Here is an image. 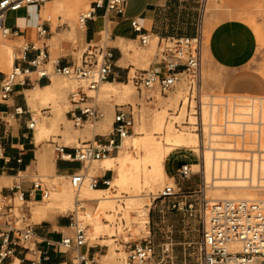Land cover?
<instances>
[{"label": "crops", "instance_id": "crops-1", "mask_svg": "<svg viewBox=\"0 0 264 264\" xmlns=\"http://www.w3.org/2000/svg\"><path fill=\"white\" fill-rule=\"evenodd\" d=\"M213 1L215 2L212 3ZM263 3L264 0H128L123 14L105 13L104 10L96 11L93 18L87 22L85 30L82 29L84 33L82 40L86 46L88 44L105 46L113 56L111 76L108 82L100 87L98 93L100 91L104 94L113 93L122 98L129 96L131 92L129 84L133 73L136 70L148 69L151 65L147 66L146 59L143 57L150 45L147 48L141 46L138 34L131 27L133 20H138L142 33L147 35L152 43L177 36L195 37L200 32L204 34V26L207 22L206 16H202L201 8L206 14L208 7H212L210 12L214 16L216 25L208 35V45L206 47L204 45L206 63H203L205 70L202 69L203 92L207 93L211 86L213 77L210 67L213 66L220 74L219 80L213 82L215 85L217 83L218 89L226 97L264 99V77L256 74L255 70L250 67L258 51V38L254 29L240 18V13L251 12L254 10L253 8L259 7ZM194 5H201L198 15L194 13L196 10ZM54 11L55 6L52 8L42 6L38 8V17L34 20L30 16V7L19 11L15 16L9 14L8 26L13 32L15 28L19 31L16 36L6 40L22 43V45L35 43L40 47L42 42H37L34 29L37 25L44 23L51 30V35L45 41L51 60L53 47L57 56L56 60L62 67L76 65L80 59H78V52L74 50L69 39L78 38V36L72 35L71 24H68L69 30L53 32V24L46 18L52 19V15L49 13L54 15ZM247 21L255 24L253 20ZM29 33L32 36L30 40L28 39ZM258 34L262 40L261 30H258ZM5 46V44L0 45V61ZM18 53L19 49L16 54H13L12 65L6 62L0 64V86L8 75L7 66L12 69L15 66L26 67L23 63L15 60ZM35 55V53L29 54L28 60H32ZM203 72H205V76ZM71 87V84L62 83L57 75L51 76L50 79L39 80L34 74L27 81L26 86L21 84L15 86L8 101L0 99V205L4 198L12 196L11 189L19 184L28 200L30 220L40 219V222L35 224L36 237L34 240L29 244L12 247L13 255L5 260L4 264H76L75 254L65 252L59 246L63 239L74 236L69 214H62L69 211L71 207L63 210L54 202L55 200H52L45 205L47 211L42 212L40 210L43 207L37 205L44 201L40 199L39 195L30 194L33 188L32 183L35 179L40 178L38 176L39 168L46 169L58 179L81 170L79 163L64 162L56 158L55 143L66 146L71 151L77 147L75 143L78 145L95 142L106 143L110 139V134L106 135V133L113 125L115 108L113 109L109 105H101L105 118L93 125L95 131L93 128L89 131L85 128L86 125L80 131L71 128L70 116L63 110L71 93ZM154 95L158 104L160 103L157 111H161L165 105L169 104L172 97L177 95V92L170 94L169 98L160 97L158 91H155ZM51 101L58 104L56 113L52 111L51 105L42 107L40 103ZM38 111L41 113L40 117L37 116ZM145 111H147V107L144 105V108L139 110V120ZM138 117L139 115L135 118V125ZM31 120L36 122L34 130L28 128ZM51 131L60 133L56 136L58 143L52 140L44 141ZM134 135L135 130L131 137ZM51 147H53V159L51 158ZM195 151L196 157H187V159L183 157L174 165L181 163V166L191 165L194 169L200 168L199 154L197 150ZM187 160H190L191 164H186ZM75 164H78L79 167H74ZM171 168L166 172L170 173ZM110 173L112 172L102 169L101 161L97 165H87L83 170L86 183L94 177L106 176L109 178ZM110 188L95 190L104 191ZM52 208L58 209L60 213H51ZM114 237L110 236V238ZM167 246L169 244L162 245L163 248ZM104 247L100 244L90 245L84 247L82 252L90 258L94 257L97 264H100L101 261L115 264L112 259L108 258L112 253L111 248L106 254ZM154 248L156 255L155 245ZM114 251L118 253V251ZM170 252H173V248ZM162 253L164 254V250ZM155 255L151 259L152 263L149 264L155 262H153V259L157 258ZM120 258L118 263H120ZM157 264L174 263L173 260L164 263V259H162ZM184 264L187 263L184 262Z\"/></svg>", "mask_w": 264, "mask_h": 264}, {"label": "built area", "instance_id": "built-area-1", "mask_svg": "<svg viewBox=\"0 0 264 264\" xmlns=\"http://www.w3.org/2000/svg\"><path fill=\"white\" fill-rule=\"evenodd\" d=\"M61 0H0V34L8 39L16 36L18 29L13 32L7 24L9 13L26 10L31 6L41 8L48 3H56ZM86 1V0H81ZM90 5L87 11L79 17V26L85 30L86 24L98 10L105 13L123 14L128 0H89ZM51 21V18H47ZM131 27L138 34V39L143 48L150 45V39L142 33L138 20L131 22ZM37 42H42L39 47L35 43H26L19 48L15 60L23 63L26 67H13L1 82L0 99L8 101L17 84L26 86L32 75L39 80L50 79L57 75L68 80L80 83V87L70 93L71 109L68 111L71 122L77 128H84L90 122L97 124L105 118L95 96L90 93H98L100 87L107 83L112 73L113 56L105 46L88 44L80 61L76 65L62 67L58 60H51L50 53L45 41L51 35L50 27L44 23L34 29ZM204 51V36L200 32L195 37L177 36L158 41V48L153 63L145 70H136L133 73L131 82L135 88L142 92L146 91V101L152 104L155 102L154 92L166 96L175 93L179 86L185 84L187 89L186 113L189 118L180 128H191L199 139L205 140V124L203 120L202 93V65ZM31 53L36 55L28 60ZM186 81L187 83H185ZM233 98V97H230ZM251 102V101H249ZM224 104L231 102H223ZM248 103V102H246ZM239 104V103H235ZM184 106V103H182ZM182 106V108H183ZM116 108H118L116 106ZM223 111V110H222ZM223 113V112H221ZM193 122H190V120ZM264 119L261 111L250 113L239 123L240 129L230 135V139L240 148L245 149V165L251 168L254 164L259 167L256 170L257 176L264 178V160L259 156L261 128ZM263 123V122H262ZM36 122L31 120L28 126L30 130L35 129ZM260 125V126H259ZM135 116L131 110H115L113 118L112 133L106 143H87L83 147H76L69 150L66 146L54 144V154L58 160L79 163L81 170L67 176L66 181L70 184L75 194L74 210L68 211L71 227L74 230L73 238H65L61 241L60 247L65 252L75 254L76 264H97L94 257L90 258L82 252L87 246L88 226L79 220V213H85V201L80 198L81 190L85 185L86 178L83 170L88 164L100 162L118 151L122 142L134 134ZM188 126V127H187ZM202 166V164H201ZM200 166V167H201ZM196 173L202 174V169L195 172L191 165H182L177 171L180 180H189ZM109 179L94 177L88 183L90 189L109 188ZM31 195H39L42 201L49 200L51 195L57 191V186L37 178L32 183ZM204 187V184H202ZM264 189V187L262 188ZM12 196L2 200L0 205V264L13 255L12 247L20 244H29L36 237L35 224L30 220L28 212V200L17 184L12 189ZM199 194L202 199L199 203L201 209V238L197 244V253L200 264H264V201L249 200H209L201 189ZM185 194L173 187H166L160 198L171 200L169 207L172 210L193 211L194 203L181 200ZM88 217V215H87ZM89 218V217H88ZM127 264H149L155 255L154 245L151 243H140L128 245ZM170 250L169 246L164 249V254Z\"/></svg>", "mask_w": 264, "mask_h": 264}, {"label": "rangeland", "instance_id": "rangeland-1", "mask_svg": "<svg viewBox=\"0 0 264 264\" xmlns=\"http://www.w3.org/2000/svg\"><path fill=\"white\" fill-rule=\"evenodd\" d=\"M79 4L78 7L74 6L72 7L76 12V14L71 17L70 12L68 14H65V18L57 19L52 13L49 15H52L51 22L53 24V32L55 31H65L69 30L68 24H71L72 27L75 25L77 30H82L79 26V17L80 15L87 11L90 5V1H81V0H75ZM69 2V0H62L60 2L56 3H49L43 5L44 7L52 8L53 6ZM213 1L212 3H214ZM71 4V2H69ZM201 5H194V11L195 14L198 15ZM253 8V7H252ZM213 8L208 7V11L205 14L204 10L201 8L202 16H206V24L204 26V45H208V35L210 34L211 29L216 25V21L214 20L213 14L210 12ZM254 10L251 12H242L240 13V18L248 23L255 31L257 38H258V51L256 54L255 59L252 61L250 67L255 70L256 74L259 76L264 77V3L256 8H253ZM19 12L11 13L10 15H17ZM30 16L31 19H36L38 17V7L37 6H31L30 7ZM47 19V18H46ZM66 19V20H65ZM253 20L255 24H251L247 20ZM9 24V23H8ZM80 28V29H79ZM258 30H261L263 34L262 40L259 37ZM32 36H30V33L28 34V39L30 40ZM72 43V46L74 47V50L78 52V59L81 58L84 50L87 48L85 42L81 38H73L69 39ZM7 45L9 47H12V54H16L17 50L22 46V43L18 42H9L5 38L2 37L0 34V45ZM53 46V45H52ZM158 48V41L152 43L150 42V47L146 51L148 54V58L146 61L147 66L152 64L154 57L156 55ZM52 60H56L57 56L53 51V47L51 49ZM204 56H205V50L203 54V63H204ZM203 71L205 70V65H202ZM12 68L7 66L6 72L9 74L11 73ZM210 73L213 77L211 86L208 88L207 94L214 96L216 99H218L219 102H226L230 101L231 103H244V101H253L252 98L248 97H235V98H228L223 94L219 89L218 85L215 80H219V72L213 67H210ZM58 79L68 85L71 84L72 87L71 92L77 90L80 87V83L74 81V80H68L63 77L58 76ZM214 81V82H213ZM187 83L186 81H184ZM131 92L129 96H126L125 98H122L118 95H115L113 93L110 94H104L102 91L100 93H90L89 95L95 96L97 99V102L101 105H109L111 108H115V110H131L134 113L135 118L139 115L138 119L136 120V125L138 124L140 114L139 110L142 108L147 107V110L149 111H155L158 110L159 104L157 101V98L155 97V102L150 104L146 101V91H138L132 82H130ZM180 87H183L185 89L184 91V98L180 102L179 106L177 108L170 107L167 111V120L172 121L173 123V135L175 137H178L182 133H192L191 128H180L178 129L175 125H181L183 122L187 121L189 118L188 113H186V106L184 107L182 103L187 102V89L186 85L183 84ZM177 92V91H176ZM175 92V93H176ZM172 94V93H170ZM170 94L164 96L159 93V96L162 98H169ZM70 96V95H69ZM158 96V97H159ZM159 100V99H158ZM264 102V101H263ZM42 107H48L49 105L52 106V111L56 113L58 109V104L56 102H40ZM116 106L118 108H116ZM183 106V108H182ZM71 109L70 104V98H67L66 106L63 107L64 112H68ZM143 111V110H142ZM223 112V113H221ZM221 116H225L226 110L221 111ZM37 116L40 117L41 113L38 111ZM190 122H193L191 119ZM87 129L89 131L92 130L93 125L88 122L85 124ZM135 125V126H136ZM71 128L73 130L80 131V128H77L74 126L73 123L70 124ZM64 127V126H62ZM188 127V126H187ZM95 128V127H94ZM93 128V130H94ZM95 131V130H94ZM219 131H222L220 128ZM112 133V127L107 131L106 135ZM60 134L59 132L51 131L44 141L52 140L53 142H57V135ZM194 134V133H193ZM195 135V134H194ZM158 140L163 144H167L166 136L161 135L157 136ZM101 139V138H100ZM99 140V139H97ZM103 140V139H101ZM228 141H231L230 139H227ZM74 143V142H72ZM87 144V143H86ZM86 144H80L78 145L75 143L77 147H83ZM234 144V143H233ZM123 145L119 146V148ZM119 150V149H118ZM198 150V149H197ZM118 152V151H117ZM115 152L112 154V156H115L117 154ZM130 155L134 158H146L147 153L142 148V146H132L130 147ZM53 147H51V158L53 159ZM246 157V156H245ZM100 162H94L88 165H97ZM155 162H152L149 165L148 168H143V172L141 174V183H133L132 180L129 181L128 184H118L114 186L110 190V197L113 199L108 204H99L96 197L94 196H87L84 195V188L82 189L80 198L85 201V213H79V220L83 222L84 225H87L89 228L87 230V246L100 244L102 246H105L106 254H108L110 248L112 250V253H116L114 250L118 251L120 253V263L117 264H127L128 260V245L133 244H140V243H151L156 246V257L153 259V264L159 263L162 259H164V263L170 262L173 260L174 264H184L186 262L187 264H199V255L197 253V244L200 241L201 238V209L199 208L200 200L203 198L201 194H199V191H203V175L201 173H196L194 176L191 177L189 180H180L177 176V170H179L181 163L178 165L172 166L170 173H165V176L162 179L158 178H149V181L146 182L147 178L146 175L149 173L148 171H151L153 169ZM74 167H79L78 164H75ZM39 177L44 179L46 182H49L51 184H54L57 186V191L54 192L51 195V198L53 195L59 191H62L63 186L65 185V180L63 178H56L54 175L47 172L46 169L39 168L38 169ZM153 175V174H151ZM109 178L111 179L113 177V174L110 173ZM134 177V176H132ZM91 180V179H90ZM90 180L86 183V186H88V183ZM221 184L223 185H234V183H237L236 180H220ZM219 182V183H220ZM173 187L177 191L181 189V192L185 194V198L181 199L178 198L176 200H183L189 204L190 202L194 203V209L193 211H187V209H184L182 211L172 210L170 205V201H174V199L171 200H164L160 198L159 196L163 192V190L166 187ZM71 187V186H70ZM72 196L73 199H75L74 191L72 190ZM205 191V189H204ZM206 195H208V199H217L218 197L216 194H219V192H212V191H206ZM223 198L225 200L231 199L232 194L230 192H223ZM236 194V193H235ZM240 199H245V195H242V193H238ZM257 200H264V191L257 193ZM133 197H136L137 200L144 206L141 205V207H138L136 205H132L130 202ZM44 201L43 203L37 205V206H45L49 204V201ZM72 199V200H73ZM89 199V200H88ZM74 201V200H73ZM73 204V203H72ZM136 207V208H135ZM143 207V208H142ZM74 210V205L71 206V209L69 211ZM51 213H60V211L56 208H52L50 210ZM145 212L146 215H148L149 218V224H145L143 227H140L138 224V218L140 216V213ZM67 212L62 214H67ZM88 215V217H87ZM32 222L34 224L40 222V219H32ZM135 223V224H134ZM137 227V228H135ZM110 236H115L114 238H110ZM169 244V248H173V252H169L166 254L162 253V250H164L166 247H162V245ZM116 253V254H118ZM117 259V258H116ZM114 263V261L112 260ZM149 263H152L151 260ZM100 264H112V263H105L103 261L100 262Z\"/></svg>", "mask_w": 264, "mask_h": 264}, {"label": "bare ground", "instance_id": "bare-ground-1", "mask_svg": "<svg viewBox=\"0 0 264 264\" xmlns=\"http://www.w3.org/2000/svg\"><path fill=\"white\" fill-rule=\"evenodd\" d=\"M69 2H71V4H69ZM69 2L56 5L54 16H63L65 18V14L70 12L71 17H73L77 11H75V9L72 10V7H78L80 3L75 0H69ZM72 35L78 36L81 39L84 38L83 31L81 29L77 30L75 25H73ZM143 57L147 60L149 57L147 52ZM204 59L205 64L206 55L204 56ZM5 62L11 65L13 62L12 47L7 45L4 47L1 54L0 64H5ZM203 75L205 76V72H203ZM184 91L185 89L180 87L177 91V95L172 97L169 104L165 105L161 111H145L141 119L138 121V124L134 126L135 135L132 137L130 136L123 141V145L117 155H111L101 161L102 169L113 173L112 180L108 181L111 188L109 187L110 189L104 191H97L95 189H90L89 185L88 187L84 185V195L96 197L99 204H108L113 200L110 197V190L120 183L126 185L130 180H132L133 183H141L142 169L148 168L149 170L148 164L155 162L153 169L148 171L149 173L146 175V182L149 181V178L162 179L165 176V173H169L166 172L167 169H170L183 157L184 159L192 156L196 157L195 150L198 149L199 164H202L200 169H202L204 178L203 188L207 192H219V194H216L218 198L212 199V201L225 200L222 193L227 191L233 193L231 199L228 200L264 201L257 200V193L264 191V189H262L264 187V178H259L256 174V170L259 168L257 163L254 164V170L252 173V167L249 169L244 162L245 149L240 148V145L235 144V141L230 139V135L240 129L239 123H241L248 114L261 111L264 117V99L248 97L252 98L253 101H248V103H246L247 101H244V103H241V100H243L241 99L239 104H224L219 102L214 96L203 92L202 100L204 104H206L203 108V120L206 128L205 140L202 142V140L193 133H182L178 137H175L173 135V123L172 121L167 120V111L170 107L177 108L179 106L184 98ZM186 103L185 99L184 107L186 106ZM222 110H226L225 116H221L220 112ZM262 122L259 124L264 125V119ZM220 128L222 131H219ZM161 135L166 136L167 147H165L164 143L162 144L158 140L157 136ZM260 136V152H264V128H261ZM227 139H230L231 141H228ZM132 146H142L147 153L146 158L132 157L129 152L130 147ZM259 156L264 160V154L261 153ZM186 164H191V161L187 160ZM193 170L197 172L199 171V168H193ZM61 178L67 183L63 186L62 191L53 195L49 202L55 200L54 202L58 206L63 208V210H67L72 206L73 196L70 184L66 181L67 178ZM233 179L237 182L234 183V185H223L220 182V180ZM238 193L245 195V199H240ZM206 197L208 198V195H206ZM130 202H132V205H136L138 209L142 205L136 197H133ZM40 211H47V207L43 206ZM147 223L148 215H146L145 212L140 213L138 218V224L140 227H143ZM120 257L121 255H117L116 253H111L108 256V258L112 259L115 264L118 263Z\"/></svg>", "mask_w": 264, "mask_h": 264}]
</instances>
